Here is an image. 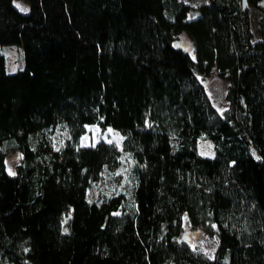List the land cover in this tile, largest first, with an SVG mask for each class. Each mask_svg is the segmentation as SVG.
<instances>
[{
    "label": "trees",
    "instance_id": "obj_1",
    "mask_svg": "<svg viewBox=\"0 0 264 264\" xmlns=\"http://www.w3.org/2000/svg\"><path fill=\"white\" fill-rule=\"evenodd\" d=\"M13 1L0 0V264H264V0ZM87 126L122 142L84 147ZM184 217L212 256L183 239Z\"/></svg>",
    "mask_w": 264,
    "mask_h": 264
},
{
    "label": "rangeland",
    "instance_id": "obj_2",
    "mask_svg": "<svg viewBox=\"0 0 264 264\" xmlns=\"http://www.w3.org/2000/svg\"><path fill=\"white\" fill-rule=\"evenodd\" d=\"M193 6L196 10L200 3V0H184ZM14 7H16L20 12H28V4L22 0H14ZM26 9L27 11H23ZM197 12H191L189 18H195ZM178 45L182 47L190 56L192 53V46L188 38L182 34L179 39ZM2 54L6 59L7 70L9 73H15L18 70L23 69V52L21 47L17 46H4L1 49ZM207 93L218 111H222L225 107V91H226V81L218 78L217 76H211L209 79L204 81ZM99 142H114L120 145L122 142V137L119 133L115 132L110 128L101 130L97 126H87L85 129V134L81 138V145L84 147L95 145ZM198 153L202 157L213 158V148L210 141H199L197 143ZM18 158V154H10L8 160L6 161V171L9 174V170L14 173V164ZM10 175V174H9ZM184 233L183 239L188 242L192 247L197 248L208 255L212 256L215 251V241L213 238L207 236L202 230H193L190 228L187 217L183 219Z\"/></svg>",
    "mask_w": 264,
    "mask_h": 264
},
{
    "label": "water",
    "instance_id": "obj_3",
    "mask_svg": "<svg viewBox=\"0 0 264 264\" xmlns=\"http://www.w3.org/2000/svg\"><path fill=\"white\" fill-rule=\"evenodd\" d=\"M241 3H242V8L243 9H246L248 4H247V0H241Z\"/></svg>",
    "mask_w": 264,
    "mask_h": 264
},
{
    "label": "snow or ice",
    "instance_id": "obj_4",
    "mask_svg": "<svg viewBox=\"0 0 264 264\" xmlns=\"http://www.w3.org/2000/svg\"><path fill=\"white\" fill-rule=\"evenodd\" d=\"M23 11H27L26 9H22ZM9 174L10 175H14V173L11 172V170H9Z\"/></svg>",
    "mask_w": 264,
    "mask_h": 264
}]
</instances>
